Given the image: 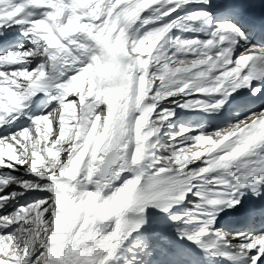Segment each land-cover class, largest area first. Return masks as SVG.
Wrapping results in <instances>:
<instances>
[{
	"label": "snow or ice",
	"instance_id": "snow-or-ice-1",
	"mask_svg": "<svg viewBox=\"0 0 264 264\" xmlns=\"http://www.w3.org/2000/svg\"><path fill=\"white\" fill-rule=\"evenodd\" d=\"M264 0H0V264H264Z\"/></svg>",
	"mask_w": 264,
	"mask_h": 264
}]
</instances>
